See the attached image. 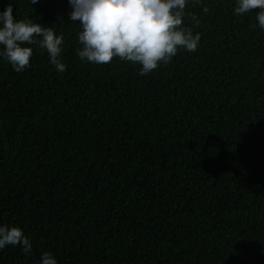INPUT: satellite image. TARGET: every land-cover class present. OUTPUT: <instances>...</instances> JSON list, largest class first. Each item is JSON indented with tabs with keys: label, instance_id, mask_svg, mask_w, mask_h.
Wrapping results in <instances>:
<instances>
[{
	"label": "trees",
	"instance_id": "obj_1",
	"mask_svg": "<svg viewBox=\"0 0 264 264\" xmlns=\"http://www.w3.org/2000/svg\"><path fill=\"white\" fill-rule=\"evenodd\" d=\"M11 3L15 19L64 36L66 71L38 45L20 73L0 56V225L32 242L30 255L0 249V264H40L45 251L57 264H264L256 11L187 0L198 49L141 76L118 57L80 60L68 0Z\"/></svg>",
	"mask_w": 264,
	"mask_h": 264
},
{
	"label": "clouds",
	"instance_id": "obj_2",
	"mask_svg": "<svg viewBox=\"0 0 264 264\" xmlns=\"http://www.w3.org/2000/svg\"><path fill=\"white\" fill-rule=\"evenodd\" d=\"M36 4L39 0H30ZM71 7L69 20L78 22L81 31L78 41L81 47L76 54L81 61L105 65L114 58L140 65L139 75L146 76L161 65H168L179 49L195 52L201 39L183 25L187 0H68ZM256 11L259 27L264 29V0H237L235 15ZM208 7H203L207 13ZM9 0L0 11V56L20 73L30 67L33 48L45 49L50 63L58 72L66 71L61 62L64 36L50 26L34 22L31 18H14ZM194 25L200 21L190 16ZM20 247L30 255L32 242L18 226L0 225V249ZM40 264H57L54 255L45 251Z\"/></svg>",
	"mask_w": 264,
	"mask_h": 264
}]
</instances>
